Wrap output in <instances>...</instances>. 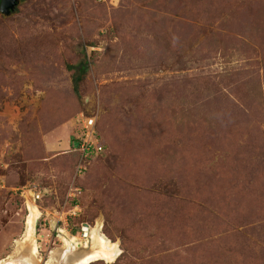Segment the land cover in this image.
Here are the masks:
<instances>
[{
	"label": "rangeland",
	"instance_id": "374dc122",
	"mask_svg": "<svg viewBox=\"0 0 264 264\" xmlns=\"http://www.w3.org/2000/svg\"><path fill=\"white\" fill-rule=\"evenodd\" d=\"M80 114L98 118L105 153L70 217L77 155L51 145ZM0 154V264L81 256L85 227L119 249L93 264H264V0L0 11Z\"/></svg>",
	"mask_w": 264,
	"mask_h": 264
},
{
	"label": "built area",
	"instance_id": "2783aa9c",
	"mask_svg": "<svg viewBox=\"0 0 264 264\" xmlns=\"http://www.w3.org/2000/svg\"><path fill=\"white\" fill-rule=\"evenodd\" d=\"M99 3H107L108 0H97ZM121 0H113L115 4H119ZM98 118L94 115H85L80 114L76 118H74L71 122V125L74 128V147L73 151L77 155V161L74 169V173L72 176V181L70 183V187L68 188L67 193V202L66 207L69 216L75 217L76 212L81 211V206L79 205V198L83 194V188L80 186V181L84 179L92 169L95 161L104 155L105 146L101 143V138L97 130ZM8 168V165L5 163V157L3 154H0V191L7 189V185L5 184L4 170ZM39 196H41L39 194ZM42 219V217L40 218ZM42 221H46L45 219ZM66 223V221L61 219V222ZM59 224V223H58ZM88 228V227H87ZM91 230V227L88 228V231L84 232V236L86 237V233Z\"/></svg>",
	"mask_w": 264,
	"mask_h": 264
},
{
	"label": "bare ground",
	"instance_id": "6f19581e",
	"mask_svg": "<svg viewBox=\"0 0 264 264\" xmlns=\"http://www.w3.org/2000/svg\"><path fill=\"white\" fill-rule=\"evenodd\" d=\"M29 209L30 216L28 220V230L25 234L26 237H24V239L22 240L24 242L27 241L29 238H33L37 219L40 216V212L37 210L35 205ZM98 228L91 229V238L86 243L82 244L83 247L79 253L81 254V256L72 254L73 256H66L67 259L65 257V260L61 261L62 257H59V253L55 254L53 252L49 262L51 264H93L102 260H106L107 262H113L119 255V249L115 244L110 242V240H108L104 235H102L99 232ZM62 235H65L63 239L68 247L73 246L74 248H77L79 244L77 243L76 238H71L66 232H63ZM36 253H38V247L35 243L33 254L36 255Z\"/></svg>",
	"mask_w": 264,
	"mask_h": 264
},
{
	"label": "crops",
	"instance_id": "0c3cea01",
	"mask_svg": "<svg viewBox=\"0 0 264 264\" xmlns=\"http://www.w3.org/2000/svg\"><path fill=\"white\" fill-rule=\"evenodd\" d=\"M68 130L69 132H66L67 136L63 135L61 136L58 135L57 137L62 138L61 139V142H58V143H55V144H52L51 145V149H55V150H58V151H64V152H67V151H73V147H74V128L73 126L69 123L68 124Z\"/></svg>",
	"mask_w": 264,
	"mask_h": 264
},
{
	"label": "water",
	"instance_id": "95a60500",
	"mask_svg": "<svg viewBox=\"0 0 264 264\" xmlns=\"http://www.w3.org/2000/svg\"><path fill=\"white\" fill-rule=\"evenodd\" d=\"M19 3V0H2L0 11L3 15L10 16L15 10ZM84 231L87 232L88 228L85 227ZM88 233H86L87 237Z\"/></svg>",
	"mask_w": 264,
	"mask_h": 264
},
{
	"label": "trees",
	"instance_id": "16d2710c",
	"mask_svg": "<svg viewBox=\"0 0 264 264\" xmlns=\"http://www.w3.org/2000/svg\"><path fill=\"white\" fill-rule=\"evenodd\" d=\"M89 71V65L87 62H83L80 64L79 68H78V75L75 78V87H76V92H78L79 89V84L82 81L83 77L88 73ZM80 185H82V183H80Z\"/></svg>",
	"mask_w": 264,
	"mask_h": 264
}]
</instances>
